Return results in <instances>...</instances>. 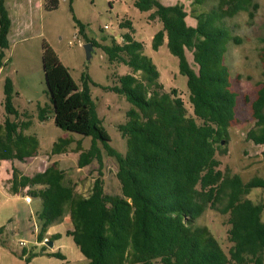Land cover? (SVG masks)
Segmentation results:
<instances>
[{
	"label": "trees",
	"instance_id": "1",
	"mask_svg": "<svg viewBox=\"0 0 264 264\" xmlns=\"http://www.w3.org/2000/svg\"><path fill=\"white\" fill-rule=\"evenodd\" d=\"M207 1L191 0V5L203 6ZM58 5L59 0H44L43 8L52 11ZM133 6L140 12L152 10L149 19L161 24L151 48L157 51L166 40L168 51L178 60L179 74L187 79L192 114L187 115L175 89L163 91L157 82L159 72L142 53L141 42L130 33L122 35V44L111 39L109 45L100 46L102 51L110 62L123 63L133 72L119 76L117 85L109 88L132 105L125 113V123L118 125L127 146L121 154L111 147L110 137L97 118L90 77L82 74L80 89L43 43V70L51 105L38 107V119L44 121L53 114L56 127L90 138L89 150L82 152L78 164L95 159L101 169L102 150L114 158L120 194L105 193L99 171L89 196L83 197L63 183L64 172L56 163L33 176L15 172L12 193L27 187L31 197L40 201L38 242H43L49 226L68 215L71 229L66 233L87 264H264V178L242 182L236 174L225 177L216 159V154L226 152L221 145L227 141L235 118L237 98L230 87L224 56L227 44L238 43V39L223 21L241 12L251 21L258 4L255 0H213L209 10L193 9L195 26L187 24L189 14L182 3L165 6L157 0H133ZM73 20L83 34L84 26ZM120 25L132 29L130 22ZM10 27L4 0H0V68L9 49ZM186 51L192 54L196 70L190 67ZM137 72L140 78L134 76ZM3 96L6 118L0 125V161H23L35 156L38 142L22 132L29 122L18 124L9 118L19 113L12 104L13 85L8 77ZM251 111L254 127L246 137L264 147V81L251 102ZM69 144V139L61 138L53 143L51 152L62 154ZM254 189L263 194L258 203L247 198ZM207 209L228 215L227 235L232 244L228 253L206 226L193 224ZM3 230L0 227V233ZM58 238L59 234L52 236V240ZM51 255L63 259L58 253Z\"/></svg>",
	"mask_w": 264,
	"mask_h": 264
},
{
	"label": "rangeland",
	"instance_id": "2",
	"mask_svg": "<svg viewBox=\"0 0 264 264\" xmlns=\"http://www.w3.org/2000/svg\"><path fill=\"white\" fill-rule=\"evenodd\" d=\"M36 1L38 0L6 2L11 27L8 34L9 49L5 51L0 68V125L3 126L6 118L3 84L8 77L13 85L12 104L19 113L17 117L9 118L18 124L29 122L28 128L22 132L37 139L38 149L35 156L23 161H0V227H4L0 233V264H87V259L66 233L71 229L68 215L49 226L43 242H38L40 226L37 213L40 201L31 197L27 187L20 188L17 194L11 191L12 175L15 172L19 176H33L56 163L57 168L64 172L63 183L83 197L89 196L99 171L102 173L105 193L120 194L114 158L102 150L101 169L95 159H91L86 165L78 164L82 152L89 150L90 138L56 127L53 114H49L44 121L38 119V107L51 105L43 70V43L52 49L59 63L69 70L80 89L82 74L90 77L93 82L89 84L90 97L97 118L110 137L111 147L121 154L126 152L127 146L118 125L125 123V113L132 105L124 96L109 88L117 85L119 76L133 72L123 63L110 62L100 46L109 45L111 39L122 44V35L130 33L143 44L142 53L156 66L159 72L157 82L163 86V91L175 89L183 101L187 115H191L187 79L179 74L178 60L168 51L166 40L157 51L152 50V37L161 29V24L156 19H149L152 10L138 11L133 6V0H59L58 8L52 11L43 7L38 9ZM157 1L165 6L182 3L189 14L187 24L191 26L196 24L191 17L193 9L196 12L206 11L213 5V0L207 1L203 6H192L191 0ZM255 2L258 9L253 20L250 21L247 13L241 12L223 21L224 26L238 39V43L227 44L224 56V63L229 69L230 87L237 98L235 118L230 125L227 141H223L221 145L226 152L216 154V159L220 162L219 169L225 177L236 174L242 182L255 177L264 178V147L254 145L246 137L254 127L251 102L264 81V0ZM16 6L20 10H15ZM73 17L84 26L83 34L79 33ZM125 22H130L132 29L121 27L120 24ZM105 25L108 29H103ZM90 40L99 47L92 46L91 57L87 59L84 45L91 43ZM186 56L190 67L196 70L192 54L186 51ZM134 76L140 78V72ZM61 138L69 139L70 144L66 152L53 154L52 145ZM26 195L31 197L28 205L22 201ZM247 198L258 203L263 199V194L260 189H254ZM261 219L264 221V211ZM193 224L206 226L223 251L228 253L232 244L227 235V214L207 209ZM55 234H59V238L52 240ZM21 240L25 242L24 246L19 245ZM46 241H52L53 246L45 245ZM53 253L60 254L63 259L52 256Z\"/></svg>",
	"mask_w": 264,
	"mask_h": 264
},
{
	"label": "water",
	"instance_id": "3",
	"mask_svg": "<svg viewBox=\"0 0 264 264\" xmlns=\"http://www.w3.org/2000/svg\"><path fill=\"white\" fill-rule=\"evenodd\" d=\"M91 48H92L91 43H87L84 45V50H85V54H86L87 59H89L91 57ZM222 144H223V142H222ZM45 245H47L48 247H52L53 242L52 241H46Z\"/></svg>",
	"mask_w": 264,
	"mask_h": 264
},
{
	"label": "crops",
	"instance_id": "4",
	"mask_svg": "<svg viewBox=\"0 0 264 264\" xmlns=\"http://www.w3.org/2000/svg\"><path fill=\"white\" fill-rule=\"evenodd\" d=\"M16 1V3H18V2H20V0H15ZM6 2H7V0L5 1L4 0V4H5V7H6V9L8 8V6H7V4H6ZM28 2V1H27ZM31 3H33L32 1H31ZM36 4H37V8L38 9H40L41 7H43V4H44V0H38V1H36ZM19 8V9H18ZM22 8V7H21ZM8 10V9H7ZM15 10H20V7H17L16 6V8H15ZM257 146H259V145H257ZM259 147H263V146H259ZM18 199V198H17ZM19 200V199H18ZM22 201H23V199H22ZM25 203V202H24ZM26 205H28L27 203H25Z\"/></svg>",
	"mask_w": 264,
	"mask_h": 264
},
{
	"label": "built area",
	"instance_id": "5",
	"mask_svg": "<svg viewBox=\"0 0 264 264\" xmlns=\"http://www.w3.org/2000/svg\"><path fill=\"white\" fill-rule=\"evenodd\" d=\"M104 29H108V27L105 25L104 27H103ZM23 201L25 202V203H27V204H29L30 202H31V197L30 196H24L23 198ZM19 245L20 246H24L25 245V242L24 241H19Z\"/></svg>",
	"mask_w": 264,
	"mask_h": 264
}]
</instances>
